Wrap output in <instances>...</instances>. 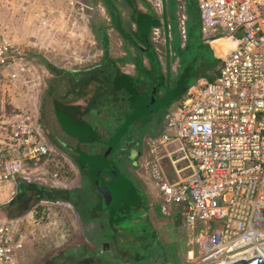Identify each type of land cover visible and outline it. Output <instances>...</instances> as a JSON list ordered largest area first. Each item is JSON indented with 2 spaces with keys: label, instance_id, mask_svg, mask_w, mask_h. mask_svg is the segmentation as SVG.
<instances>
[{
  "label": "built area",
  "instance_id": "built-area-1",
  "mask_svg": "<svg viewBox=\"0 0 264 264\" xmlns=\"http://www.w3.org/2000/svg\"><path fill=\"white\" fill-rule=\"evenodd\" d=\"M195 1L203 40L228 47L215 78L187 89L149 140L153 161L161 154L176 176L155 183L160 210H178L188 230L185 264L264 263V0ZM0 7L21 28L11 37L0 25V78L36 95L41 80L29 53L76 59L89 8L83 0H0ZM0 125V264H20L19 225L29 212L18 219L4 208L26 186L61 190L67 177L32 107L14 106ZM53 203L40 198L35 207Z\"/></svg>",
  "mask_w": 264,
  "mask_h": 264
},
{
  "label": "crops",
  "instance_id": "crops-1",
  "mask_svg": "<svg viewBox=\"0 0 264 264\" xmlns=\"http://www.w3.org/2000/svg\"><path fill=\"white\" fill-rule=\"evenodd\" d=\"M83 1L89 8L83 23L87 38L79 45L76 59L62 61L43 51L35 52L43 65L34 66L30 60L41 80L40 94L37 93V123L49 148L71 168V181L66 184L69 191L83 188L95 201L100 197L107 203L116 195L130 198L127 192H133L135 183L143 194L148 207L143 218L132 220V227L119 226L122 219L110 216L108 210L102 216L97 214L106 228L108 239L104 247L110 249L111 239L116 237L122 241L133 239L134 245L145 251H154L160 244L175 257L177 264H185L188 230L178 210L169 216L162 214L143 144L149 142L153 133H159L166 112L189 86L215 78L223 62L227 40L218 44L217 52L211 43L212 59L202 52L198 58L201 74L194 83L183 84L198 55V47L207 45L200 33L195 0ZM156 32H160V38ZM192 36L196 38L191 39ZM154 88L157 91L153 104H161L159 109L150 104ZM142 111H146L147 116L137 117L126 131L135 132L132 138L140 141L142 156L134 165L128 153L124 162L118 160L117 153L114 159L122 164L120 170L113 165L112 156L104 160L98 182L105 190L102 197L97 191L95 176L80 163L79 156L98 158L105 154L125 122ZM164 160L161 154H156L161 179L175 181L174 172L168 170L169 163ZM74 214L84 224L75 211ZM110 221L118 224L111 227ZM139 224L143 226L138 227ZM94 228L92 223L83 225L81 230L86 240L94 236ZM83 246L92 249L90 244ZM115 247L116 253L125 250L119 243Z\"/></svg>",
  "mask_w": 264,
  "mask_h": 264
},
{
  "label": "rangeland",
  "instance_id": "rangeland-1",
  "mask_svg": "<svg viewBox=\"0 0 264 264\" xmlns=\"http://www.w3.org/2000/svg\"><path fill=\"white\" fill-rule=\"evenodd\" d=\"M16 17V15L9 14L4 8L0 7L1 28H3V31L5 33H7L8 31L11 34V37L19 35L21 30L20 22L18 20V17ZM5 28L8 29L5 30ZM195 34L197 35L198 32L196 31ZM192 37L193 38L191 39L196 38V36ZM206 44V48L204 46L202 47L201 45L198 47V55L194 59L193 65L191 66L189 72L186 74L187 77L185 78L183 84L194 83V80L201 74V69L200 67H198V58L200 57V54L202 52H204L203 55H205V57L212 59L213 50L211 44ZM214 44L215 42L212 43V45ZM218 44L217 46H214L216 52ZM30 54L35 53H29V60H31ZM46 57L49 60L52 59L48 56V54H46ZM32 61V64L34 66L43 65V62L39 58L35 60L33 59ZM160 81L161 80L159 79V82ZM158 85L159 83L157 84V86ZM190 87H192V85L187 89H189ZM37 97H39L38 94H34L33 96L27 95L24 88L19 84H16V87L14 88L13 86H10L7 81H4L2 78H0V124L1 122L5 121L6 116L8 115V113H10L11 110L14 109V106L28 105L32 107V110L37 112ZM152 105H156L155 109H157L161 104L154 103ZM146 110L147 112L149 111V104L147 105ZM134 134L135 132L132 130L126 133V135H130L129 137H133ZM118 148L119 146L111 153L112 159H110L114 161L113 165H115L118 170H120L122 164H117L114 159L115 156L117 157L116 150ZM160 152L162 153L161 150ZM105 156L106 153L103 155V157ZM57 161L59 162L60 171L66 175V180L68 183L69 181H71V168L69 167L68 163L61 158V156L57 157ZM165 161L166 160H164V162ZM168 168V170H171L172 173L174 172L170 164ZM131 184L133 183L131 182ZM133 188V192H127V195H130V198L123 199L120 198L121 195H116L107 203H104L102 200L100 201L102 207L105 210L109 211L110 216H121L123 218V224L130 227H132L131 222L133 219L143 218L142 214L148 207L146 205V201H144L143 199V194L138 190V186L135 183L133 185ZM62 190H68V188L65 187ZM153 196L154 198H156L155 192ZM35 206L36 205L33 204V207L29 208L25 212L26 214L28 212L29 213L26 215L27 217L25 218V220H23V222L19 225V235L25 237L24 245L19 254L20 264H94L86 261H74L73 263L65 259H60V255H62L67 250L70 249L72 251H75L78 247H81L84 244L87 245V243H89V240H86V238L83 237L85 234V232L83 233L81 230V228L83 229V224L80 223L78 219H76L74 210L69 205L58 202L53 204H39L37 208ZM33 208L34 210L30 213ZM63 215L65 216V218L62 217ZM137 226L142 227L143 225L139 224ZM38 228L39 231L36 230ZM187 234L188 233L186 232V235Z\"/></svg>",
  "mask_w": 264,
  "mask_h": 264
},
{
  "label": "trees",
  "instance_id": "trees-1",
  "mask_svg": "<svg viewBox=\"0 0 264 264\" xmlns=\"http://www.w3.org/2000/svg\"><path fill=\"white\" fill-rule=\"evenodd\" d=\"M222 41L223 40L215 42L213 46H216L218 43L220 44ZM37 58L40 59V56L37 54H30L31 60H35ZM21 194H23V196H20L15 205L4 208L5 214L15 218H18L19 215L23 216L29 208L33 207V204H36L40 198H43L52 202L69 203L84 224L92 223L95 225V231L92 233L94 236L89 238L90 241H93V249H89V247L86 246L78 247L74 252H71L69 249L67 252L60 255V259L70 257L73 261H86L94 264H154L156 262L159 264L178 263L175 257L170 256L168 251L160 247V244L154 251H145L144 248H137V246L133 243V239H126L125 241H122L116 237L115 239H111L112 243L110 249L104 247L105 242H107L108 239L104 230L106 228L103 223H100L97 214L102 216L106 210L102 207L100 197L98 198L99 201H95L94 199L96 198H93L86 189L81 188L72 191L49 190L44 187L29 185L22 190ZM23 197L24 199L20 201ZM113 216H118L120 219H123L119 215ZM117 224L118 223L110 221V226H115ZM119 224V226H125L123 223ZM101 230L103 232H101ZM118 243L119 245H123L125 247V250L122 253H116L117 248L115 246ZM66 253H68V256H66Z\"/></svg>",
  "mask_w": 264,
  "mask_h": 264
},
{
  "label": "water",
  "instance_id": "water-1",
  "mask_svg": "<svg viewBox=\"0 0 264 264\" xmlns=\"http://www.w3.org/2000/svg\"><path fill=\"white\" fill-rule=\"evenodd\" d=\"M156 91L157 90L154 88V91H153V94L150 100V104H153V101L155 100ZM159 107L157 109H159ZM147 114L148 113L146 111H142L141 113H139V115L135 117H131L125 122L123 127L119 130V132L116 134V136L107 146L106 151H105L106 153L105 157H103L104 154L98 158L89 157L84 154H80L79 156L80 163L85 165L95 176L97 191L100 193L102 197L105 196V190L101 185L98 184V182L101 176V169L103 168L104 160L107 159V157H111V153L119 146V148L116 150L118 153V160L124 162L126 155L128 153L129 159L133 161L134 165H137V160L139 159L140 156H142L141 143L139 140H137V138L134 141L132 136L129 137L130 135L129 136L126 135V131L129 129L130 124L137 119V117H140V118L146 117ZM147 167L149 169V172L152 175V178L155 180V182H159L161 179L160 177L161 174H160V171H159V168L156 162L153 160L150 161L149 163H147ZM65 204L69 205L72 208V206L69 203H65ZM21 217L22 216L19 215L18 219H20ZM237 264H264V263L260 258H258V259H253L252 261L247 262V263L241 260Z\"/></svg>",
  "mask_w": 264,
  "mask_h": 264
},
{
  "label": "flooded vegetation",
  "instance_id": "flooded-vegetation-1",
  "mask_svg": "<svg viewBox=\"0 0 264 264\" xmlns=\"http://www.w3.org/2000/svg\"><path fill=\"white\" fill-rule=\"evenodd\" d=\"M157 133H158V132L153 133L152 136L148 138V140H155V139L157 138V135H158ZM143 145H144V148H145V149H144V153H145V156H146V161H148V162H146V163H149L150 161L153 160V159H152V158H153V155H152V152H151V146H150L149 142H147V143L145 142ZM148 157H149V158H148ZM148 170H149V169H148ZM83 225H84V224H83ZM84 227H85L86 229L88 228L87 226H84ZM88 240H89V239H88ZM89 244L91 245L90 248L93 249V248H94V246H93V241H90V240H89ZM89 244H87V245L89 246ZM67 251H68V250H67ZM67 251H66V252H67ZM71 252H74V251L71 250ZM66 256H68V253H66ZM66 256H65V257H66ZM63 260H64V259H63ZM63 260H62V261H63ZM65 260H68L69 262H73V263H74V261H73L72 259H70V257H67ZM69 264H70V263H69ZM154 264H159V263L156 262V263H154Z\"/></svg>",
  "mask_w": 264,
  "mask_h": 264
},
{
  "label": "bare ground",
  "instance_id": "bare-ground-1",
  "mask_svg": "<svg viewBox=\"0 0 264 264\" xmlns=\"http://www.w3.org/2000/svg\"><path fill=\"white\" fill-rule=\"evenodd\" d=\"M223 41H224V40H223ZM223 41L220 43V45H222ZM227 47H228V42L224 45L223 48L227 49ZM223 48H221V49H223ZM222 52H223V50H222Z\"/></svg>",
  "mask_w": 264,
  "mask_h": 264
}]
</instances>
